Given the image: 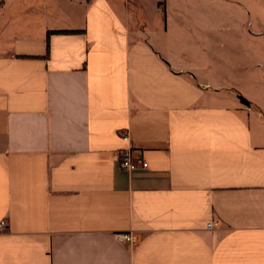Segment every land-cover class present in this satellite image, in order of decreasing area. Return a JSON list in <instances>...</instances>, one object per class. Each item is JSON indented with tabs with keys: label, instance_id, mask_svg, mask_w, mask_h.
<instances>
[{
	"label": "crops",
	"instance_id": "crops-1",
	"mask_svg": "<svg viewBox=\"0 0 264 264\" xmlns=\"http://www.w3.org/2000/svg\"><path fill=\"white\" fill-rule=\"evenodd\" d=\"M229 4L0 0V264H264V23Z\"/></svg>",
	"mask_w": 264,
	"mask_h": 264
},
{
	"label": "built area",
	"instance_id": "built-area-1",
	"mask_svg": "<svg viewBox=\"0 0 264 264\" xmlns=\"http://www.w3.org/2000/svg\"><path fill=\"white\" fill-rule=\"evenodd\" d=\"M124 137H128L127 134L123 133ZM118 161L120 166L127 171H132L137 168H147L148 163L144 161L143 158L136 157L133 155L131 149H122L119 151ZM7 220L2 219L0 221V231H4L7 228ZM220 224V221H210L207 223V228L213 229L215 226ZM114 238L120 242L126 243L131 247L135 246L138 243L139 236L130 231V232H117L114 233Z\"/></svg>",
	"mask_w": 264,
	"mask_h": 264
},
{
	"label": "rangeland",
	"instance_id": "rangeland-1",
	"mask_svg": "<svg viewBox=\"0 0 264 264\" xmlns=\"http://www.w3.org/2000/svg\"><path fill=\"white\" fill-rule=\"evenodd\" d=\"M259 2L263 1V0H258ZM248 6L252 13L250 14L248 11L246 13V15L244 14L242 8L244 6ZM261 6V5H260ZM229 8L226 9V12L227 14L230 16V17H233L234 19H237L238 20V23L240 21H243L242 19H244L243 23H245V25L247 26V29H259V25L260 23L257 22V18L259 17L260 18V21H262L264 23V7L261 8V11L260 12H256L253 9L254 5L253 3L249 2V1H246V0H230V4L228 5ZM260 9V7H259ZM224 25H229V23H226ZM228 30L226 28L224 29H218L217 31V36H220V37H225L227 34H228ZM263 36H260V37H263L264 38V29H263Z\"/></svg>",
	"mask_w": 264,
	"mask_h": 264
},
{
	"label": "water",
	"instance_id": "water-1",
	"mask_svg": "<svg viewBox=\"0 0 264 264\" xmlns=\"http://www.w3.org/2000/svg\"><path fill=\"white\" fill-rule=\"evenodd\" d=\"M239 99H240V101H241L243 104H245V105H247V106H250V101H249L246 97H244L243 95H239Z\"/></svg>",
	"mask_w": 264,
	"mask_h": 264
}]
</instances>
